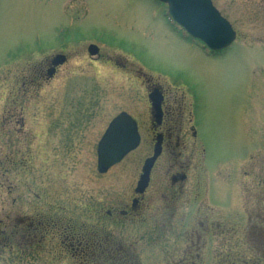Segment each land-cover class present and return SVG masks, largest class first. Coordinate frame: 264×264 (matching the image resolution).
<instances>
[{"label": "rangeland", "instance_id": "obj_1", "mask_svg": "<svg viewBox=\"0 0 264 264\" xmlns=\"http://www.w3.org/2000/svg\"><path fill=\"white\" fill-rule=\"evenodd\" d=\"M212 1L236 31L231 47L216 58L205 57L199 44L190 47L180 40L167 27L165 6L152 0H0V80L26 71L27 65L53 52L65 50L69 56L65 71L34 93L33 101L24 103L25 129L32 133L30 107L38 115L40 108L55 111L67 100L74 107H61V114H78L81 91L83 115L88 110L97 123L83 131L82 150L65 161L66 170L69 167L62 173L66 185L45 176L55 172H47L40 163L46 152L44 139L24 131L18 142L12 133L14 122L6 125L0 134L3 159L15 158L14 148L29 146L32 171L25 170L26 177L24 170H0V221L17 214L41 218L57 210L82 215L87 221L91 205L99 204L103 217L107 211L113 215L111 220L100 219L103 232L95 256L102 259L100 263L109 259L104 249L111 239L131 247L137 264H178L181 260H187L186 264H236L235 255H241L246 264L255 257L264 263V4L258 0ZM70 21L72 29L68 28ZM88 43L97 44L113 60L125 59L126 67L90 61L85 55ZM137 71L164 86H169L168 79L183 92L184 118L190 109L196 141L204 149V154L189 156L181 147L183 155L178 160L192 165L182 197L169 209L163 207L164 211L156 197L154 202L160 205L154 214H144V223L115 217L138 180L148 151L145 135L136 152L106 174L97 175L95 167L96 143L115 115L121 111L138 114L141 129L147 127V121L140 118L147 103L139 90ZM11 84L0 83V115ZM97 85L98 104L85 106ZM190 140L191 133L185 142ZM165 172L159 173L163 189L170 180ZM94 177L97 188L91 181ZM61 250L56 238L48 237L41 252L24 260L15 257L16 251L4 250L0 264H57L60 260L77 264L69 254L59 256Z\"/></svg>", "mask_w": 264, "mask_h": 264}, {"label": "flooded vegetation", "instance_id": "obj_2", "mask_svg": "<svg viewBox=\"0 0 264 264\" xmlns=\"http://www.w3.org/2000/svg\"><path fill=\"white\" fill-rule=\"evenodd\" d=\"M258 2L264 4V0H258ZM72 23L73 22L70 21V26L68 28H73ZM167 27H169L173 31V33H175L178 38H180V40L186 42V40L182 39L179 36L176 28L174 29L170 25H168ZM77 28L78 26H74V29L78 34H80ZM186 43L189 44L190 47L195 46L194 43ZM91 45L95 46L96 48L95 54L93 56H90L88 54V49ZM199 47L202 49L205 57L208 58H216L224 54V52L212 53L209 50L204 49L200 45ZM64 51L65 50L53 52L48 56H45L43 59H41V61L34 62L31 64V66L27 65V70L24 72L16 74L17 72L15 71L9 77V79L5 77L1 78L0 83H2L3 81L5 83L9 82L10 84H12L11 88L9 89L10 93L8 95V99L6 100L4 107L2 106L1 109L0 134L3 133L8 123L14 122L13 125H15V127L13 128L12 133L19 142L22 133L24 131H27L24 126V112H26L27 109L24 108L23 105L28 101V99L30 101H33L37 97L33 96L34 93L41 91L44 88L45 84L51 82V80L58 76L61 71H65L63 67L68 63L69 56L66 55ZM58 55L63 56V63L53 66L52 60ZM85 55L89 57L90 61H100L105 65L113 62L114 65L119 66L120 69H124L126 67L125 59L117 58L113 60V58L108 54L102 53L100 51V47L95 43H88L86 45ZM135 74L137 75V79H139L140 81L141 88H139V90H143L144 98L147 103L146 113L144 110V116L140 117L147 121L146 128L144 127V129H141L138 114H136L135 116L130 114V116L136 123L140 139H143L145 135V138L149 140L147 145V155L144 157L143 161L151 156L155 140L159 141V156L155 160L150 171L148 185L146 186L144 192L139 195L136 194L135 184V186L130 189V195L127 198L126 202L123 205H120L123 209L121 208L118 210L117 217H115V219H127L131 223H144L145 213L154 214V211L157 209L156 207L160 204L162 207V211H164L163 207L169 209V206L176 205L177 201H179V199L182 197L181 192L184 189L185 181L188 179L187 172L192 165H189L188 163H182L178 160L179 155H183L181 152V147L182 151H185L187 149V153L189 156H192L196 153L204 154V149L203 147L201 148L200 144H198L196 141L197 131L192 120L190 109L189 111H187L188 116L184 118V112L181 107V103L183 104L184 100L183 92L177 89L175 85H173L168 79L167 81L169 82V86H164L159 83L153 82L151 78H147L145 74L141 73V71H137L135 72ZM107 75L110 77V79H108V82H112L113 77L109 74ZM98 87L99 86L97 85L95 90H90V96H88L85 100V106H92V104H94L95 106L98 104V90H100ZM152 93L156 94V96L160 100L159 116L154 115L151 104L148 100L149 95ZM78 97L80 99L79 103L82 102L80 104L81 106L79 104L76 105L79 109H81L78 114H61L64 109L63 108L61 110V107H65V109L68 107H74V105L72 104L68 106L67 100H65L64 102L61 101L58 105V109L55 111H52L49 107L40 108L38 115H35V109L33 107H30V111L32 112V115L30 116V124L31 128H33L31 134L33 135V138L44 139L43 145L46 149V152L42 154L44 160L40 163L44 167V170L46 169L47 172H52L53 170L55 172L54 175L53 173H50L49 175V173L45 172L47 173L45 174V176H51V178L53 177L58 181L60 180L64 185H66V175L62 173L69 171L68 166L66 170L65 161H71L72 159L70 158V156L77 155L80 150H82L81 148L84 138L83 131L89 128L92 129L93 126L97 124L94 121L96 117L93 116L91 112H87L88 110L86 111V114L83 115V108H81L83 107L82 91L79 92ZM70 110L72 111L73 109ZM51 112L53 114H51ZM135 112L138 113V109H136ZM183 122H187V126L184 127ZM189 133H191V140L190 142H188L189 144H187L186 139ZM28 134L30 135V137H32L29 132ZM23 139L27 140L26 137L22 138V140ZM15 142L16 141L13 139V143ZM14 151L15 152H13L12 156H15V158L11 157L10 159H3L2 149L0 148V170H5L7 172L10 170L14 172L24 170V172L22 173L27 177L25 170L32 171L31 156L33 151L29 148V146L26 149L14 148ZM133 152L136 151L134 150ZM47 155H49L48 158ZM66 157H69V159H67ZM48 169H52V171H48ZM160 170H162V172H165L167 170V173L165 172V175H169L170 177L169 184L165 186L166 189H163L164 182L160 179ZM92 178L91 181L96 184L93 185V188H97L98 180H96V177H94V179ZM32 179H34L32 180V182L35 181L34 177ZM156 197L159 198L160 204L154 202V199ZM98 205H91L92 208L90 207L91 210L90 212H88V215H90L86 216L88 220H91L90 225L93 226L91 227L93 231L90 232L89 235L83 233L80 234V236L78 235V237H76V235L63 232L61 229L56 228L53 230H57V232L53 233L52 237L50 238H56L59 247L67 251L79 253L82 257H85V254H88L90 251L94 252V249H96L95 247L98 246V240L100 239V234L98 231L100 219L108 218L109 220H111L113 218V215L110 211H107L106 217H103L101 215V207ZM166 208L165 210H167ZM167 213L171 216L173 215V212ZM74 214L75 213L71 214V216L77 219H80L82 216ZM18 218H20V216L17 215L16 219ZM30 218L35 219V216L31 215ZM130 222L128 223L131 224ZM115 246H117L118 249L120 248V245L113 239L109 244H107V247H105L104 250L108 253H112L113 250H115ZM15 255H17V252L15 253Z\"/></svg>", "mask_w": 264, "mask_h": 264}, {"label": "water", "instance_id": "obj_3", "mask_svg": "<svg viewBox=\"0 0 264 264\" xmlns=\"http://www.w3.org/2000/svg\"><path fill=\"white\" fill-rule=\"evenodd\" d=\"M167 5V14L191 38L202 42L207 48L218 51L227 48L234 39L229 24L219 15L210 0H156ZM89 53L95 54L96 48L89 47ZM62 56H56L52 65L63 62ZM149 100L155 116H159L160 100L156 94H150ZM158 142L153 155L147 159L137 182L135 193L141 194L147 186L152 165L159 155ZM139 143L134 121L125 113L117 115L108 125L100 138L96 149V165L99 174L107 172L113 165L134 150Z\"/></svg>", "mask_w": 264, "mask_h": 264}, {"label": "trees", "instance_id": "obj_4", "mask_svg": "<svg viewBox=\"0 0 264 264\" xmlns=\"http://www.w3.org/2000/svg\"><path fill=\"white\" fill-rule=\"evenodd\" d=\"M7 172V171H6ZM10 172V171H8ZM56 214H52L46 217H20L18 219H8L6 221H0V257L4 250L16 251V258L26 259L30 254H37L41 252V245L48 237H52L53 233L61 229L63 232L71 233L72 235H78L86 233L90 234L93 230L91 225L77 221L58 211ZM10 221V222H9ZM94 252L85 254V257L80 256L79 253H74L61 248L62 253L59 256L69 254V258L77 264H137L138 261L132 254V251H128L125 248L115 247L112 253H108L109 259H103V263H100L102 259H95L99 252V246L95 247ZM34 252V253H33ZM58 256V257H59ZM98 257V256H97ZM187 260H181L178 264H186ZM234 262L236 264H246L243 261V257L240 255L234 256ZM260 259H255L251 264H264L260 262ZM193 263V261H191Z\"/></svg>", "mask_w": 264, "mask_h": 264}]
</instances>
